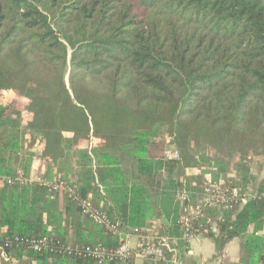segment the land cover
Masks as SVG:
<instances>
[{
  "label": "trees",
  "instance_id": "trees-1",
  "mask_svg": "<svg viewBox=\"0 0 264 264\" xmlns=\"http://www.w3.org/2000/svg\"><path fill=\"white\" fill-rule=\"evenodd\" d=\"M3 92L25 97V131L44 143L52 166L75 156V175L58 167V179L105 210L123 234L162 220L168 237H180V183L169 173L155 192L144 178L160 176L165 162L198 168L200 142L243 157L264 153V0H0ZM105 122L114 139L102 134ZM162 128L179 163L153 156ZM19 129L20 113L0 104V245L47 237L116 248L119 235L81 220L66 195L15 182L18 170L1 161L5 150H19ZM216 165L205 172L215 180ZM247 176L235 182L242 192L264 191V181L251 187L248 169ZM223 215L208 233L218 253L238 238L247 264H264V237L257 235L264 198ZM11 247L14 264H98L56 245ZM188 248L179 242L181 263Z\"/></svg>",
  "mask_w": 264,
  "mask_h": 264
},
{
  "label": "built area",
  "instance_id": "built-area-1",
  "mask_svg": "<svg viewBox=\"0 0 264 264\" xmlns=\"http://www.w3.org/2000/svg\"><path fill=\"white\" fill-rule=\"evenodd\" d=\"M164 158L165 161L178 162L180 154L176 149H172L165 152ZM5 182L12 185L14 181L7 179ZM15 182L23 185L40 183L48 187L49 191L64 193L74 201L82 217L110 233L119 235L120 240L118 246L112 249L102 245H97L94 248L79 247L73 243V240H67L64 245L59 241L53 242L47 237L39 239L13 238L2 246L0 245V259L9 264L12 259L8 250L14 244L16 247L24 245L33 252H40L56 245L62 247L69 254L93 258L98 264L113 260L125 263L132 256L153 264L163 261H167L169 264H185L177 259L176 250L180 241L188 242L190 245L195 241L207 240L208 233H214L217 223L223 221L224 212L231 211L248 200L264 198V191L250 189L242 192L233 179L207 186L202 200L197 204L193 203L190 193L183 189L176 195V202L180 209L176 224L181 236L158 238L155 230L148 228L139 230L136 235L123 234L118 223L113 221L105 210L95 205L90 199L81 198L74 188L65 181L57 180L54 183L35 181L26 178L23 172L18 170ZM132 236L136 237L133 247L131 245ZM167 255L171 257L170 260H166ZM211 264H227L225 253H219L218 258Z\"/></svg>",
  "mask_w": 264,
  "mask_h": 264
},
{
  "label": "rangeland",
  "instance_id": "rangeland-1",
  "mask_svg": "<svg viewBox=\"0 0 264 264\" xmlns=\"http://www.w3.org/2000/svg\"><path fill=\"white\" fill-rule=\"evenodd\" d=\"M0 104H8L10 106V111L13 110L20 113V129L18 135L19 150L17 152L5 150L6 152H4L1 163L3 162L5 165H9L11 168L22 171L26 178H30L35 181H47L49 183H54L55 181L59 180L58 178L61 177L62 172L67 170L73 172L71 175H75L77 170L73 167L75 160L74 155V157H71L69 162L61 161L59 162L60 166H58L59 164L57 166H52V160L50 156L46 154L44 143L31 138L30 135L25 131L24 126L30 118V115L24 111V105L26 104V99L24 96L19 95L17 92H3L0 96ZM107 128L108 124L105 122L104 128L102 127V134L108 135L107 137L109 139H114L113 136L108 133ZM94 141L100 142L99 139H93V141L91 139L90 142ZM113 141L114 140H112V142ZM152 143L154 144V148L152 149L153 156L157 158L162 157L163 161H165L164 154L166 151L176 149L179 152V150L174 145L173 139L169 136L165 128L161 129L158 137L154 138ZM86 145L87 143L85 141H81L80 148H84ZM90 146L91 145H89V148ZM195 149L197 152V164L199 165L198 168L184 169L183 162L180 164H169V162H165L166 164H164L163 170L160 172V176L158 175L154 178H144L149 188L152 191L157 192L160 187L164 185L169 173H171L172 178L180 183V187L175 192V200L177 193L185 189L192 196L193 203L197 204L202 200L207 186L212 183L219 184L220 182H224L229 179H233L238 183L240 180L248 177L247 169L249 170V185H251V187L256 185L257 177L254 176L257 174L256 165L259 163H264V153L257 156L249 155L247 157H243L240 154L231 151L225 150L223 152H219L212 146L203 142H200V144H198ZM74 153L75 150H73L72 154ZM214 163H218V165L214 167L217 173L219 172L217 180L214 179L212 174L205 173L211 166L214 165ZM24 166H28V176L25 175ZM58 167L63 169V171H60ZM59 194L64 195V193ZM81 220H86V218L82 217ZM158 225L160 228L157 229ZM155 226L158 230H155L157 233L156 237L165 238L167 227L165 226L164 228L161 221L155 222ZM68 234L69 236H72L71 231L68 232ZM131 240L132 242L135 241L133 238ZM131 245L133 247V243H131Z\"/></svg>",
  "mask_w": 264,
  "mask_h": 264
},
{
  "label": "crops",
  "instance_id": "crops-1",
  "mask_svg": "<svg viewBox=\"0 0 264 264\" xmlns=\"http://www.w3.org/2000/svg\"><path fill=\"white\" fill-rule=\"evenodd\" d=\"M80 146H81V143H79V147ZM256 166H257V174L254 176L257 177L256 178L257 183L255 186L258 187V185L264 181V163H259ZM157 221H161V223L163 224L162 220H156V221L154 220L151 223H149L148 229H154L158 231L157 229L160 228V226L158 225L156 229L155 222ZM163 226L165 228L164 224ZM252 230H253V226H249L247 228V233H251ZM257 233H258L257 234L258 236L264 237V220H263V225H262L261 230H259ZM166 236H167V233H166ZM134 237L132 236V238L136 240V237L135 238ZM131 243H134V242H132L131 240ZM222 252H224L227 257V264H247V258L245 257V252L243 248L241 247L240 240L238 238H235L231 240L230 242H228L225 245ZM218 255L219 253L217 249L215 248L211 239L208 238L207 240H204V241H195L189 245L188 253L185 255L186 262L184 263L185 264H211L218 258ZM11 259H12L11 264H14L15 262L14 256H11ZM144 263L145 261H143L140 258L135 257L134 264H144ZM0 264H9V263H4L2 259H0Z\"/></svg>",
  "mask_w": 264,
  "mask_h": 264
}]
</instances>
